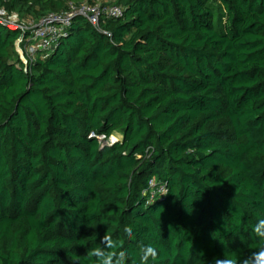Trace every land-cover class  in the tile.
<instances>
[{
	"label": "trees",
	"instance_id": "1",
	"mask_svg": "<svg viewBox=\"0 0 264 264\" xmlns=\"http://www.w3.org/2000/svg\"><path fill=\"white\" fill-rule=\"evenodd\" d=\"M92 0H0L22 23ZM25 67L0 25V264H213L264 241V0H107ZM119 138L101 147L91 134ZM167 193L147 203L148 183ZM130 225L134 239L124 227Z\"/></svg>",
	"mask_w": 264,
	"mask_h": 264
},
{
	"label": "built area",
	"instance_id": "2",
	"mask_svg": "<svg viewBox=\"0 0 264 264\" xmlns=\"http://www.w3.org/2000/svg\"><path fill=\"white\" fill-rule=\"evenodd\" d=\"M92 1V4L87 2L70 4L65 11L48 14L36 23H22L16 13H9L0 7V25L21 31L22 36L16 43V51L23 65L28 67L34 62L37 53H47L61 40L67 38L68 30L75 18H84L92 27L99 29L102 20L118 19L123 15V9L115 3L100 4L96 0ZM90 138H95L101 147L112 146L119 141L115 136L106 139L93 133ZM166 193V186L163 183L150 180L146 191L147 203L151 204L161 199Z\"/></svg>",
	"mask_w": 264,
	"mask_h": 264
},
{
	"label": "clouds",
	"instance_id": "3",
	"mask_svg": "<svg viewBox=\"0 0 264 264\" xmlns=\"http://www.w3.org/2000/svg\"><path fill=\"white\" fill-rule=\"evenodd\" d=\"M253 232L264 241V219L257 220ZM124 233L128 239H134L130 225L124 227ZM141 251L140 264H149L150 260L155 261L158 256L156 247L152 245L143 246ZM89 254L97 259L98 264H126V251L118 249L117 241L108 233L100 238V246L91 249ZM213 264H264V244L243 258L234 259L226 255L216 257Z\"/></svg>",
	"mask_w": 264,
	"mask_h": 264
},
{
	"label": "crops",
	"instance_id": "4",
	"mask_svg": "<svg viewBox=\"0 0 264 264\" xmlns=\"http://www.w3.org/2000/svg\"><path fill=\"white\" fill-rule=\"evenodd\" d=\"M98 3H100V4H103V3H105V2H107V0H96Z\"/></svg>",
	"mask_w": 264,
	"mask_h": 264
},
{
	"label": "rangeland",
	"instance_id": "5",
	"mask_svg": "<svg viewBox=\"0 0 264 264\" xmlns=\"http://www.w3.org/2000/svg\"><path fill=\"white\" fill-rule=\"evenodd\" d=\"M114 3V2H113ZM11 30H15L13 27L12 28H10Z\"/></svg>",
	"mask_w": 264,
	"mask_h": 264
}]
</instances>
